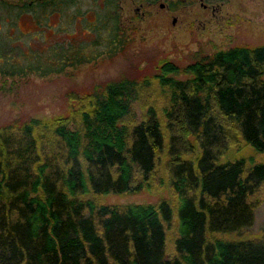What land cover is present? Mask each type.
I'll use <instances>...</instances> for the list:
<instances>
[{
	"label": "trees",
	"instance_id": "obj_1",
	"mask_svg": "<svg viewBox=\"0 0 264 264\" xmlns=\"http://www.w3.org/2000/svg\"><path fill=\"white\" fill-rule=\"evenodd\" d=\"M119 7L0 0L1 80L121 51ZM149 60L0 121V264H264V42Z\"/></svg>",
	"mask_w": 264,
	"mask_h": 264
},
{
	"label": "rangeland",
	"instance_id": "obj_2",
	"mask_svg": "<svg viewBox=\"0 0 264 264\" xmlns=\"http://www.w3.org/2000/svg\"><path fill=\"white\" fill-rule=\"evenodd\" d=\"M120 23L128 32L126 46L113 55L103 51L95 58L69 64L59 72L30 73L3 83L0 77V121L17 114H51L63 108V91L82 87L151 63L149 58L166 52L185 57L199 47L249 41L264 42V0H118ZM175 4L168 7L169 2ZM207 2L204 5L203 2ZM164 3V5H162ZM28 28L29 20H21ZM72 29V28H71ZM73 42L81 36L71 33ZM10 79V78H8ZM162 191L110 193L111 201L153 200ZM246 229H264V199L256 207L254 222ZM264 233V232H263ZM262 235L264 236V234Z\"/></svg>",
	"mask_w": 264,
	"mask_h": 264
},
{
	"label": "flooded vegetation",
	"instance_id": "obj_3",
	"mask_svg": "<svg viewBox=\"0 0 264 264\" xmlns=\"http://www.w3.org/2000/svg\"><path fill=\"white\" fill-rule=\"evenodd\" d=\"M150 1V0H149ZM174 2L172 1V3H170L169 2V4H168V7H172V8H174V6H175V4H173ZM204 3V5H207L208 3L205 1V2H203ZM120 4V3H119ZM162 5H164V3H162Z\"/></svg>",
	"mask_w": 264,
	"mask_h": 264
}]
</instances>
